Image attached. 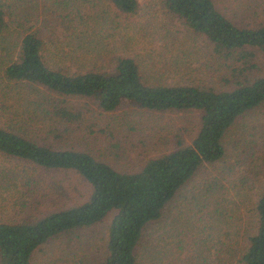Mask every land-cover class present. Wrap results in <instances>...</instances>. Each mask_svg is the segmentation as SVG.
Instances as JSON below:
<instances>
[{
    "label": "trees",
    "instance_id": "1",
    "mask_svg": "<svg viewBox=\"0 0 264 264\" xmlns=\"http://www.w3.org/2000/svg\"><path fill=\"white\" fill-rule=\"evenodd\" d=\"M158 2L202 41L216 80L163 82L122 54L128 37L114 38L115 18L134 14L137 0H0V206L18 207L0 218V264H34L36 254L39 264H140L144 255L148 264H264V188L247 204L252 225L240 226L228 208L230 191L264 177V0ZM48 46L84 62L72 71L48 64ZM72 99L100 113L191 112L196 130L136 168H119L58 145L93 127ZM45 172L76 175L86 198L41 209L40 187L61 190ZM107 215L95 242L90 233ZM164 218L172 239L148 231ZM190 227L198 237L181 259Z\"/></svg>",
    "mask_w": 264,
    "mask_h": 264
},
{
    "label": "rangeland",
    "instance_id": "2",
    "mask_svg": "<svg viewBox=\"0 0 264 264\" xmlns=\"http://www.w3.org/2000/svg\"><path fill=\"white\" fill-rule=\"evenodd\" d=\"M137 1L138 9L134 14L115 18L119 21V31L114 38L124 41V38L128 37V44L123 47L122 54L134 57L139 62L144 75L158 76L163 82L187 84L200 79L216 80L214 77L219 73L210 60L205 61L202 41L191 38L178 20L166 15L160 8L158 0ZM113 12V9L109 10L110 17H114ZM42 54L48 64L66 67L70 71L78 69L76 66L79 60L84 62L76 55L66 56L64 51L53 46L44 48ZM204 62L210 65L204 67ZM72 102L86 110L84 116L87 122L91 121L93 127L90 131H81L78 137L60 141L58 145L75 146L119 168H136L146 158L173 148L177 139L188 142L196 130L194 113L191 112L145 113L131 107H121L112 113H100L93 105L84 103L82 99H72ZM4 114L6 113H0V122L6 117ZM261 115L263 116L264 113L262 112ZM251 116L260 118L256 115ZM42 177L53 181L55 187L60 186L61 190L49 192L40 187L41 193L46 192L41 209L77 203L86 198V184L70 172H45ZM236 178L237 174L234 181ZM260 188H264V177L251 190L244 187L237 188L235 192L230 191L232 194L230 200L233 203H229L228 208L236 213L234 218L240 226L253 224L252 214L246 212L248 206L250 207L247 204L248 201L255 199ZM7 206H0L2 219L9 214H15L18 210L16 205ZM230 215L233 216L231 211ZM109 217L110 215H107L103 221L93 227V232L90 234L95 242H99V239L104 237V227ZM14 218L18 219V216ZM230 221L233 219L230 218ZM161 230L170 233L171 239L175 237L176 231L169 219L164 218L148 227V231H152L153 234L160 233ZM188 231L186 236L188 243L180 254L181 259L188 258L192 254L194 241L198 237L196 228L190 227ZM159 244L165 249H171L172 246L170 239H163ZM185 248L189 250L185 251ZM33 258L34 264H39V254ZM164 261L166 263L168 260ZM140 264H148L145 255L142 256Z\"/></svg>",
    "mask_w": 264,
    "mask_h": 264
}]
</instances>
